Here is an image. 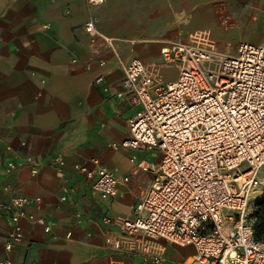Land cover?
Returning <instances> with one entry per match:
<instances>
[{
    "label": "crops",
    "instance_id": "crops-1",
    "mask_svg": "<svg viewBox=\"0 0 264 264\" xmlns=\"http://www.w3.org/2000/svg\"><path fill=\"white\" fill-rule=\"evenodd\" d=\"M200 32L220 50L264 44V0H0V264H150L114 246L127 244L121 221L136 217L139 187L153 174L135 190L125 177L142 161H160L122 145L141 110L126 97V73L140 58L165 83L177 81L180 69L166 66L162 49ZM95 159L117 178V196L104 197L97 176L76 169L95 171ZM14 197L28 198L24 208L35 216L20 218L19 241ZM158 243L168 264L195 251Z\"/></svg>",
    "mask_w": 264,
    "mask_h": 264
},
{
    "label": "built area",
    "instance_id": "built-area-1",
    "mask_svg": "<svg viewBox=\"0 0 264 264\" xmlns=\"http://www.w3.org/2000/svg\"><path fill=\"white\" fill-rule=\"evenodd\" d=\"M87 31L97 34L94 21ZM162 54L166 66L179 67L177 81L165 83L140 58L126 73V97L141 110L129 120L131 137L122 145L161 155L158 163L142 161L125 177L135 190L144 174H153L139 187L136 217L121 221L127 244L116 240L114 246H126L150 264H168L167 246L159 240L193 247L183 264H264V242L256 240L247 213L264 166V44L242 42L232 54L231 47L220 50L208 32H200L165 46ZM94 163L95 171L80 164L76 169L97 176L94 188L104 197L117 196V178L98 159ZM28 202L26 197L10 202L18 209L16 241L23 237L20 218L35 219L24 208Z\"/></svg>",
    "mask_w": 264,
    "mask_h": 264
},
{
    "label": "trees",
    "instance_id": "trees-1",
    "mask_svg": "<svg viewBox=\"0 0 264 264\" xmlns=\"http://www.w3.org/2000/svg\"><path fill=\"white\" fill-rule=\"evenodd\" d=\"M255 218V238L257 241L264 242V200L259 203Z\"/></svg>",
    "mask_w": 264,
    "mask_h": 264
},
{
    "label": "rangeland",
    "instance_id": "rangeland-1",
    "mask_svg": "<svg viewBox=\"0 0 264 264\" xmlns=\"http://www.w3.org/2000/svg\"><path fill=\"white\" fill-rule=\"evenodd\" d=\"M232 54H236V49L235 48H232ZM148 154H149V160H152L153 162L157 161L160 158V155H161L160 152L156 151V150L152 151V152H149ZM257 194H258V192L253 194V196L251 198V202H250L249 208H248V212H247L248 215H249L250 220L254 221V222L256 220L255 215H256V212H257L258 207H259V204L255 203V199H256V195ZM188 253L190 254V252H188Z\"/></svg>",
    "mask_w": 264,
    "mask_h": 264
},
{
    "label": "bare ground",
    "instance_id": "bare-ground-1",
    "mask_svg": "<svg viewBox=\"0 0 264 264\" xmlns=\"http://www.w3.org/2000/svg\"><path fill=\"white\" fill-rule=\"evenodd\" d=\"M254 44V43H253ZM264 187V178H261V188ZM257 191L255 190L254 193H256ZM254 199V198H253ZM262 200H264V192L263 193H259L256 195V199H255V203L259 204L260 202H262ZM192 260L190 259L189 260V263L191 262Z\"/></svg>",
    "mask_w": 264,
    "mask_h": 264
}]
</instances>
